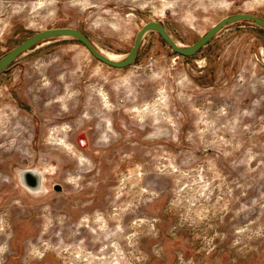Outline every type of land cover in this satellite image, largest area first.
<instances>
[{"label": "rangeland", "instance_id": "obj_1", "mask_svg": "<svg viewBox=\"0 0 264 264\" xmlns=\"http://www.w3.org/2000/svg\"><path fill=\"white\" fill-rule=\"evenodd\" d=\"M236 14L264 19V0H0V60L60 27L122 60L149 22L190 46ZM26 170L43 174L40 191L24 187ZM116 258L264 264V29L255 23L224 28L193 57L150 31L124 69L55 38L0 75V264Z\"/></svg>", "mask_w": 264, "mask_h": 264}, {"label": "water", "instance_id": "obj_2", "mask_svg": "<svg viewBox=\"0 0 264 264\" xmlns=\"http://www.w3.org/2000/svg\"><path fill=\"white\" fill-rule=\"evenodd\" d=\"M241 21L253 22L257 26L264 29L263 18L252 14H236L223 19L217 25L213 26V28H211L206 34L201 36V38L196 43L190 46H184L180 43H177L171 37L163 23L152 21L142 27V29L136 36L135 44L132 50L122 60H113L107 55H105L101 50H99V48H97V46H95V44L89 39V37L80 30L67 27L46 29L27 38L6 54L0 60V75L5 72L7 68L10 67L20 56L31 51L43 42L60 37H70L76 39L77 41L82 43L97 60L117 69L127 68L136 61L139 55V51L141 49L143 39L145 35L150 31L158 33L175 53L184 57H193L194 55L199 53L204 47H206L209 43H211V41L224 28ZM21 181L27 190L35 193L40 191L42 188L43 174L36 170H26L21 173ZM54 190L57 192H62L63 187L59 184H56L54 186Z\"/></svg>", "mask_w": 264, "mask_h": 264}, {"label": "bare ground", "instance_id": "obj_3", "mask_svg": "<svg viewBox=\"0 0 264 264\" xmlns=\"http://www.w3.org/2000/svg\"><path fill=\"white\" fill-rule=\"evenodd\" d=\"M105 55H107L108 57H110L111 59H113V60H119L118 58H117V56L115 55V54H113V53H108V54H105ZM65 101H66V99H65ZM110 120V119H109ZM110 123H112V122H110ZM108 124L107 123V125H111V124ZM113 124V123H112ZM110 131L112 130V126L110 127V129H109ZM108 133H106V135H107ZM101 135V134H100ZM104 135V134H103ZM105 136V135H104ZM59 142V141H58ZM60 143V142H59ZM62 143H64V141H62ZM68 143V142H67ZM67 143H65V145H67ZM72 147V146H71ZM69 148V149H72V148ZM83 158V157H82ZM84 159H85V157H84ZM87 161V160H86ZM89 162V161H88ZM91 162V161H90ZM87 164V163H86ZM105 263H107V262H105ZM122 262H121V259L120 258H116L114 261H112L110 264H121Z\"/></svg>", "mask_w": 264, "mask_h": 264}]
</instances>
